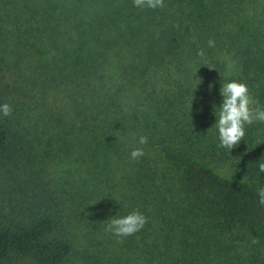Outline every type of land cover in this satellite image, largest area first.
Segmentation results:
<instances>
[{
  "label": "trees",
  "instance_id": "trees-1",
  "mask_svg": "<svg viewBox=\"0 0 264 264\" xmlns=\"http://www.w3.org/2000/svg\"><path fill=\"white\" fill-rule=\"evenodd\" d=\"M255 5L0 0V264H264V123L209 128L226 72L264 106Z\"/></svg>",
  "mask_w": 264,
  "mask_h": 264
},
{
  "label": "clouds",
  "instance_id": "clouds-1",
  "mask_svg": "<svg viewBox=\"0 0 264 264\" xmlns=\"http://www.w3.org/2000/svg\"><path fill=\"white\" fill-rule=\"evenodd\" d=\"M133 6L137 8L158 9L163 7L164 0H132ZM209 40V47L213 46ZM197 70V69H196ZM194 77V75H193ZM192 79L196 81L197 79ZM196 82L194 89L196 88ZM211 87V85H209ZM219 103L212 105L214 121L209 128L215 130L217 147L230 152L245 137L247 125L253 122L264 123V106L253 100L247 84L238 79L232 78L230 73H225V79H219ZM11 106L7 102L0 103V117L8 116L11 113ZM147 138L139 137L138 143L145 144ZM264 141L258 142L261 143ZM141 148H133L130 157L136 159L142 156ZM257 174L264 173V156L260 155L255 161ZM257 200L264 205V185L256 188ZM117 213V212H116ZM114 214L107 219L106 231L115 237H127L140 231L147 222V217L140 211H129L124 215Z\"/></svg>",
  "mask_w": 264,
  "mask_h": 264
},
{
  "label": "rangeland",
  "instance_id": "rangeland-1",
  "mask_svg": "<svg viewBox=\"0 0 264 264\" xmlns=\"http://www.w3.org/2000/svg\"><path fill=\"white\" fill-rule=\"evenodd\" d=\"M256 20H264V0H255Z\"/></svg>",
  "mask_w": 264,
  "mask_h": 264
}]
</instances>
